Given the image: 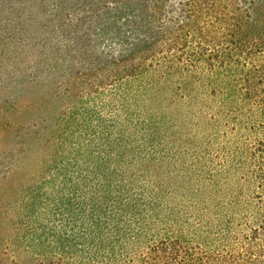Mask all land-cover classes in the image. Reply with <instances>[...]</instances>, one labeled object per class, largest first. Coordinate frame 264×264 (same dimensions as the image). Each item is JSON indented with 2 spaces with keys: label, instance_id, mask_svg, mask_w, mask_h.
Segmentation results:
<instances>
[{
  "label": "trees",
  "instance_id": "trees-1",
  "mask_svg": "<svg viewBox=\"0 0 264 264\" xmlns=\"http://www.w3.org/2000/svg\"><path fill=\"white\" fill-rule=\"evenodd\" d=\"M11 85L0 264H264V0H11Z\"/></svg>",
  "mask_w": 264,
  "mask_h": 264
},
{
  "label": "rangeland",
  "instance_id": "rangeland-1",
  "mask_svg": "<svg viewBox=\"0 0 264 264\" xmlns=\"http://www.w3.org/2000/svg\"><path fill=\"white\" fill-rule=\"evenodd\" d=\"M1 1L5 3V9L3 11V6H0V42L3 41L2 45L0 43V212L11 208V162L21 157L20 149L28 146L30 138H46L49 133L43 120L40 95L32 94L22 99L24 105L32 100L38 103L36 108L26 112V119L23 110L21 113L11 110V0ZM37 156L31 154L21 161L24 164L26 161V166L29 163L32 165L37 161ZM6 236L8 229L3 225L0 227V238Z\"/></svg>",
  "mask_w": 264,
  "mask_h": 264
}]
</instances>
